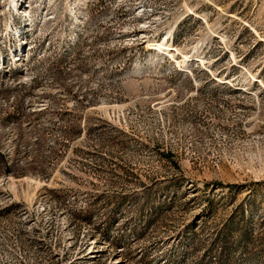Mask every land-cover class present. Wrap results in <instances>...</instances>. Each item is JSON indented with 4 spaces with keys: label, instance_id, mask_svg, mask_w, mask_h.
<instances>
[{
    "label": "rangeland",
    "instance_id": "obj_1",
    "mask_svg": "<svg viewBox=\"0 0 264 264\" xmlns=\"http://www.w3.org/2000/svg\"><path fill=\"white\" fill-rule=\"evenodd\" d=\"M0 152V264H264V0H0Z\"/></svg>",
    "mask_w": 264,
    "mask_h": 264
},
{
    "label": "bare ground",
    "instance_id": "obj_2",
    "mask_svg": "<svg viewBox=\"0 0 264 264\" xmlns=\"http://www.w3.org/2000/svg\"><path fill=\"white\" fill-rule=\"evenodd\" d=\"M14 1V0H13ZM155 47L159 48V49H167L164 45L162 44H157Z\"/></svg>",
    "mask_w": 264,
    "mask_h": 264
},
{
    "label": "trees",
    "instance_id": "obj_3",
    "mask_svg": "<svg viewBox=\"0 0 264 264\" xmlns=\"http://www.w3.org/2000/svg\"><path fill=\"white\" fill-rule=\"evenodd\" d=\"M2 156H3V155H2V153L0 152V157L2 158Z\"/></svg>",
    "mask_w": 264,
    "mask_h": 264
}]
</instances>
